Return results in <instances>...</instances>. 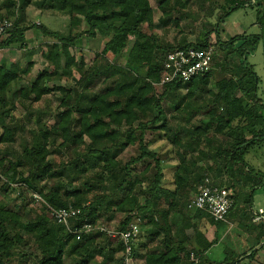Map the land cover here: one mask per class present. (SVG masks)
<instances>
[{
	"label": "trees",
	"instance_id": "trees-1",
	"mask_svg": "<svg viewBox=\"0 0 264 264\" xmlns=\"http://www.w3.org/2000/svg\"><path fill=\"white\" fill-rule=\"evenodd\" d=\"M16 1H4L8 3L7 18L13 19L15 25L0 45L24 42V32L29 27L23 23L26 7L30 4L38 9H54L70 16L67 34L50 30L44 24L33 25L40 28L44 35L57 40L45 53L55 69L40 71L34 83L22 88V99L39 101L52 92L53 88L47 82L57 75L60 54L68 58V46L74 45L83 35L91 38L110 36L122 44L114 61L100 53L86 69L77 64L80 77L73 89L57 87L64 93L56 123L50 128L41 123L38 128L32 129V142L25 144L20 155L8 161L9 165L4 163V158L0 159V167L7 180L1 189L6 190L8 183L24 184L42 194L52 206L72 204L80 207L79 220L90 223L100 221L103 216L100 211L110 216L125 213L119 225L121 228L141 216L146 230L140 236L145 234L147 249L140 253L135 248L136 264H194L190 260L191 252L201 254L200 264H206L203 253L213 242L207 241L206 245L197 247L186 244L190 240L186 229L197 227L191 223L194 216L209 218L211 224L218 226L223 223L213 220L202 210L188 208L198 185L212 169L200 164L202 156L207 155L199 148L201 144L209 145L212 140L217 141L215 151L211 152L219 160L216 175L221 172L229 177L237 175L233 178L236 193H232L231 187H226L234 198L229 216L239 206L237 198L242 195L239 190L242 184L252 183L250 194L244 197V203L249 208L256 190L264 186V172L257 171L246 159L251 149L264 143V97L259 95L261 78L249 61L259 43L264 42V0H224L222 7L227 6V9L216 23L214 31L217 33L225 17L234 10L246 6L263 10L258 16L261 33L240 34L225 42L218 38L228 64L225 73L216 74L215 69H211L186 82L168 83L162 93L156 92L153 83L161 79L167 53L178 47L210 46L208 36L211 30L194 43L174 45L161 41L151 31L155 26V12L150 0H19L20 6ZM157 1L164 14L173 2ZM176 1L185 6L191 0ZM193 1L201 5L215 2ZM19 9L21 17L17 15ZM3 17L6 16L0 14V18ZM161 21L168 20L165 17ZM145 24L150 31L143 29ZM82 25L81 31L75 32ZM132 37V46L128 48L127 43ZM123 56L120 64L118 61ZM15 78L17 74L12 66L0 64V97L5 92V86ZM212 80L214 89L209 87ZM165 102L177 112L184 105L188 107V110L180 112L187 123H180L178 129H172ZM196 112L208 116L207 128L189 121ZM209 127L213 128L214 134L204 138ZM51 130L61 135L66 147L70 144L76 147V157L69 163L50 157L62 150L58 146L48 147L50 144L57 145L55 137L50 135ZM148 132H163L178 147L179 163L174 173V189L163 186L162 159L159 153L149 149ZM217 134L224 138H218ZM0 141H14L10 126ZM130 146H136L139 153L124 162L121 155ZM197 148L198 156H195ZM189 153L191 157L188 158ZM138 164L141 169L137 168ZM21 170H26L27 174L18 177ZM242 170H246V174H242ZM89 171H93L94 176L88 175L81 180ZM50 179L58 181L52 184ZM77 180H80L78 188L74 185ZM145 181L148 182L146 186ZM42 182L44 185L38 186ZM40 206L41 210L22 212L18 211V207L11 209L7 204L0 205V264H7L16 256L20 257L19 264H64L65 258L71 255H75L74 264H122L124 246L120 239L93 232L83 234L77 240L50 217L43 203ZM172 210L184 213L171 220V213L168 212ZM250 212L253 222L258 223L256 227L261 229L259 235H264V221L255 220L253 210ZM24 233L27 238L23 237ZM200 235L203 236L202 233ZM97 256H101L102 261L95 262Z\"/></svg>",
	"mask_w": 264,
	"mask_h": 264
},
{
	"label": "rangeland",
	"instance_id": "rangeland-1",
	"mask_svg": "<svg viewBox=\"0 0 264 264\" xmlns=\"http://www.w3.org/2000/svg\"><path fill=\"white\" fill-rule=\"evenodd\" d=\"M6 0H0V14L3 16H9L8 14V3L4 2ZM152 6L154 7L155 12V26L154 28H151V31L156 33V35L159 37L161 41L169 42L174 45L187 44V43H194L204 38V35L211 30L208 39L209 44L213 46L215 51V59L213 68L215 69L216 74L225 73V69L227 68V63L223 57V52L220 48V45L218 43V38L221 39V41H228L232 36L240 35V34H258L262 32V29L259 24L258 16L263 13V10H260L258 7H241L239 9L234 10L231 14L225 17L224 21L219 27V33L214 31L216 27V23L220 19L221 16H224L225 11L227 9V6L222 7L224 4V0H215L214 3L211 2H205L203 5H201L198 2H195L193 0L187 2L185 6H181L180 2H177L176 0H173L172 5L166 10V14L163 13V10L159 7L157 0H150ZM183 1V0H182ZM17 5H19V0L16 1ZM184 2V1H183ZM18 10V9H16ZM38 8L30 4L26 7V19L23 25H29L31 28H33L36 32H42L40 28H37L36 26L38 22H42L44 25H46L50 30H54L63 34H67L70 29V16L54 9H39L43 11L42 13L37 12ZM27 14L30 17V19H27ZM18 17H21V11L17 12ZM169 15V16H167ZM168 20L167 22L161 21L162 18L165 20ZM28 21V22H27ZM84 27L82 25L78 29L75 30V32L81 31V29ZM143 29L146 31H150L149 26L145 24L143 26ZM134 38H130V40L127 43V47H131L133 43ZM57 40L54 38L48 39L43 43H40V47L33 49L30 53L34 54L38 61V68L39 69H47L49 71H53L55 69V65L51 60H49L45 53H47L50 50V47L52 43H55ZM47 42V43H46ZM120 41H114L111 39L110 36H101L98 35L97 37L91 38L86 35H83L82 38H80L74 45H69L68 50L70 53V56L67 58L66 55L60 54V66L59 69H57V75H55L50 81L47 82V85L52 87L53 90L51 93L46 94L41 98L40 101H36L33 105L36 109V112L31 117H28V119H21V123L19 125V130L17 132L15 143L11 146L10 149L5 150V144H2L0 142V149L4 152L5 155L8 154V157H5V164L9 165V160H14L17 158L18 155H20V152L23 150L25 144H30L33 139L32 129L38 128V126L41 123H45L49 128L52 127L56 123V114L57 112L62 109L59 108V105L61 104L62 95L64 91L61 89H57V87H61L64 90L66 89H73L76 84V79L80 77V73L77 68V64L81 65L82 67L86 69L87 67L91 66L95 60V57L97 54H103L105 55L109 60L114 61L115 54L118 51L119 47L121 46ZM62 51V50H61ZM29 53V54H30ZM125 56L119 59L118 62L120 64L122 63ZM236 59V57L234 58ZM249 61L253 64L255 71L258 73V75L264 80V42L261 41L259 43L258 48L256 51L249 57ZM8 64V63H7ZM36 68L35 70H37ZM28 80V79H27ZM261 81L259 85V94L264 97V81ZM29 81V80H28ZM30 83V82H29ZM27 84V83H26ZM210 88H215L214 80H212V83L209 86ZM165 88L159 87L156 88L157 93H162ZM184 92H186L185 89H183ZM18 99V97H17ZM193 105H195V101L192 102ZM165 107L167 110V114L169 116V121L172 125V129H178V126L180 123L184 124L187 123V121L182 118L184 114L180 113L182 110H188V107L185 105L181 107L179 112L173 110L170 103L165 102ZM22 117L26 115V110L22 111ZM21 115V114H20ZM39 115V116H38ZM21 118V117H20ZM26 118V117H25ZM208 120V116L201 113H194L189 121L192 123H195L198 126H201L202 128H207L206 126ZM51 136H54L56 139L57 145L50 144L48 147L54 148L55 146H58L59 149H62L61 151H56L53 155L50 157H56L58 161L69 163L72 161L73 158L76 157V147L70 146L66 147L65 144H63V140L61 138L60 134H56L53 132V130L49 131ZM214 134L213 128L209 127L207 130V134L204 135V138L210 137ZM218 138H224L222 135H216ZM147 140L149 141L148 147L150 150H154L157 153H159L162 164H163V171H164V178H163V186L173 189L174 188V173L176 166L179 163V159L177 156L178 147L174 144H172L167 137L163 134V132H157L152 133L148 132L147 134ZM206 141V140H205ZM217 144L216 140H212V142L207 144H201L199 147L200 149H203L206 151V156H202L203 158L200 160V164L203 166H211V172L206 175V177H209L212 181H214L216 184H222L224 187H231L232 193L235 194L236 191L233 188L234 180L233 178H237V175L234 177H229L228 175H224L223 172L221 174L216 175V168L217 165H219V160L217 156H215L213 153L215 151V146ZM7 149V148H6ZM208 152V153H207ZM138 149L136 146H130L128 149L121 155V159L126 162L130 156L137 155ZM195 156H198V148L197 151L194 152ZM191 157L190 153L188 155V158ZM246 159L248 162L258 171L261 170L264 172V143L262 145L256 146L246 155ZM3 163V164H4ZM175 166V168H174ZM172 167V168H171ZM138 169H141V165H137ZM153 170V169H152ZM139 171V170H138ZM242 174H246V170L241 171ZM135 173H137V169L135 170ZM27 174L26 170H21L18 174V177L25 176ZM151 173H149L150 175ZM94 176L93 171H89L87 174L83 175L81 180L85 179L87 176ZM106 179L105 177L103 178ZM5 176L3 175V172L0 167V205L3 206L5 204L8 205L11 209L13 208H19L18 211L22 212H29V210L32 209H42V206H40V203L35 201L32 197V190L28 188L27 186L21 185L20 183H8L9 187H7L6 190L1 189V185L6 182ZM58 181V179H50L49 182L52 184H55ZM106 181V180H105ZM241 181H245L242 179ZM66 182V180H64ZM80 180L74 182V185L78 188L79 187ZM42 183H39L38 186L44 185ZM147 181H145L144 185H147ZM242 184V183H240ZM252 183H248L246 185H243L239 188L240 191H242V195L237 198L238 201V209L239 212L241 210L243 212H246L247 205H245L244 202L245 198L248 194H250V188ZM6 187V186H5ZM106 193V192H105ZM262 206L264 207V186L257 189L254 195V199L252 202V208L257 211L258 208ZM237 209V208H236ZM250 209V208H249ZM251 210V209H250ZM100 213H103V216L101 219H99V222L105 223L106 225L118 227L120 225V222L123 220V217L125 214H122V212H118L111 215H104L106 212L100 211ZM32 215V214H31ZM211 225V221H206V224ZM227 226H225L226 228ZM259 231V229H257ZM232 231H237L236 227ZM230 235V234H229ZM24 238H27L28 235L25 233L23 234ZM220 239L218 242H216L209 254L208 258H210L212 261H222L224 258H235V250L239 251L237 249V246L233 243V240L230 239V236L227 234H223L221 232ZM252 241L257 244L259 240ZM144 242V240L142 241ZM264 242V241H263ZM140 243V242H139ZM259 246H262L261 244ZM32 248H30L31 250ZM34 249V248H33ZM262 249V248H261ZM264 249V248H263ZM251 249H247L249 251ZM253 253L257 252L256 250H252ZM260 259L262 260V264H264V251H261ZM254 253V254H255ZM255 256V255H254ZM75 255H71L65 258L64 264H74ZM254 258V257H253ZM20 257H15L8 261L7 264H19ZM191 260V259H190ZM260 260V261H261ZM102 261L101 256H97L95 259V262Z\"/></svg>",
	"mask_w": 264,
	"mask_h": 264
},
{
	"label": "crops",
	"instance_id": "crops-1",
	"mask_svg": "<svg viewBox=\"0 0 264 264\" xmlns=\"http://www.w3.org/2000/svg\"><path fill=\"white\" fill-rule=\"evenodd\" d=\"M0 12L2 13L1 10ZM37 12L42 13L43 11L38 9ZM27 19H30L28 14H27ZM38 24H43V23L38 22ZM27 26L29 28L24 32L25 40L23 43H13L7 46L0 45V64L7 66V67L12 66V68L15 70V73L17 74V78L12 80V82H10L8 85L5 86V89H4L5 92H3V94H1V97H0V139L2 138L5 131L7 130V127L9 126H10V129L12 130V135L14 138L13 142L0 141L2 144H5V148H4L5 150L10 149L11 146L15 143V138H16L17 132L19 131L17 129L19 128L21 119H24V120L28 119V117H31L33 114L40 112V111L36 112V109L34 108L33 104L36 101H32L31 99H27V98L22 99L21 90L27 85L34 83L36 81L38 73L45 69V67L44 69L38 68L39 64H38L37 58L35 57L34 54L30 52L33 51V49L40 47L39 46L40 43H43L46 40L51 39L53 37L44 35L42 32L41 33L36 32L33 28H31L30 24ZM29 62L31 63L30 64L31 66L27 67V64ZM36 68L38 69L35 70ZM262 80L263 79L261 78V81ZM5 101H7V103L4 104ZM25 110L27 111L26 115L22 117V113H23L22 111H25ZM4 153H7V152H4L0 149V159L8 157V154L5 155ZM174 187H175V184H174ZM165 188L171 189L169 188V186ZM250 209L254 210L252 207ZM250 209L248 207L247 210H245L246 212H243L242 210L241 212H239V209L238 208L236 209L235 207L231 212L232 214L228 216V221L223 222L222 225L220 226L216 224H211V225H209L208 223L206 224L207 219L204 216H201V217L194 216L193 218H191V223L197 225V227L196 229L194 228L186 229V234L190 238V240L186 244L191 247L192 246L197 247L198 245L200 246L206 245L207 241L213 242L212 245L207 246L205 248L206 250H204V253H203V260L206 262V264H217L219 262H226L225 264H230V263H233V264H262L260 255L262 253L261 251H264L263 249L264 248V242H263L264 235H261V236L259 235V232L261 229L256 227L258 223L253 222L252 220L253 215L250 212L251 211ZM168 213H171L170 218L172 220V218H174L175 216L176 217L181 216L182 215L181 213H184V212L172 210ZM122 214H125V213H122ZM104 215L108 216L110 214L104 213ZM250 224H253V226L252 225L250 226ZM225 226L227 227L225 228ZM235 227L237 231L234 232L232 230L235 229ZM143 229L144 230L142 231V233L146 230V227H144ZM257 229H259V231ZM221 232H223V234H227L228 236H230V239L233 240V243L235 244V246H237V249L239 251L235 250V254H234L235 258L226 257L222 261H217V260L212 261L210 258H208V254L212 246L216 242L219 241L220 239L219 236ZM200 233H202L203 236L200 235ZM144 235L138 238L136 245H135V248L138 249V252L140 253L145 252L147 249L144 245L145 242L147 241ZM252 239L259 240V241L257 244H255L252 241ZM143 240L144 242H142ZM260 244L262 246H259ZM247 249H251V250L247 251ZM256 249H257V252L256 253L254 252L255 254L254 253L252 254L251 253L252 250H256ZM141 261L142 260H139V262Z\"/></svg>",
	"mask_w": 264,
	"mask_h": 264
},
{
	"label": "built area",
	"instance_id": "built-area-1",
	"mask_svg": "<svg viewBox=\"0 0 264 264\" xmlns=\"http://www.w3.org/2000/svg\"><path fill=\"white\" fill-rule=\"evenodd\" d=\"M14 20L0 18V42L14 27ZM215 51L213 46L207 47H178L169 51L162 65V76L153 85L156 88L163 87L174 81H189L199 75L209 72L214 64ZM24 185V184H21ZM25 186V185H24ZM35 201L43 203L50 217L58 224L64 226L66 232L80 240L83 234L101 232L114 239L123 242L122 264H136L135 245L142 232L144 219L138 216L125 227H113L105 223H90L80 221L81 208L72 204L66 207H55L46 201L42 194L32 191ZM234 198L231 191L226 187L215 184L209 177H205L198 185L196 193L188 203L190 210H202L208 213L217 222H227L233 206ZM255 220L264 221V208L253 210ZM191 260L194 264H200L201 254L191 252Z\"/></svg>",
	"mask_w": 264,
	"mask_h": 264
}]
</instances>
